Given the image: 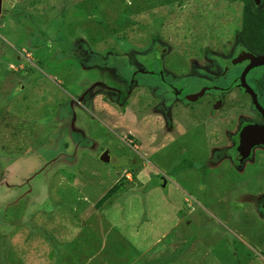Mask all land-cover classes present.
<instances>
[{"label":"rangeland","instance_id":"374dc122","mask_svg":"<svg viewBox=\"0 0 264 264\" xmlns=\"http://www.w3.org/2000/svg\"><path fill=\"white\" fill-rule=\"evenodd\" d=\"M102 1L3 0L0 264H264V194L214 165L235 128L178 103L264 65L242 38L245 1Z\"/></svg>","mask_w":264,"mask_h":264},{"label":"flooded vegetation","instance_id":"af4514ba","mask_svg":"<svg viewBox=\"0 0 264 264\" xmlns=\"http://www.w3.org/2000/svg\"><path fill=\"white\" fill-rule=\"evenodd\" d=\"M244 1L245 4L251 5L249 0ZM250 51L251 53L261 55V52L249 49V52ZM234 71L241 72L236 75L234 74L233 85L231 84L228 87L222 88L216 84H210L207 86L203 83L199 86L198 90L193 91L192 93H185L184 95H189L184 96L187 97L184 98V100L178 98V103H181L185 109L191 107L190 115H188L187 119H196L195 114H200L199 112H202L205 109L207 110L208 108V111L211 113L210 116L212 117V122L213 124H216L218 123V120L222 121L223 115L227 114L231 121L229 131H231L232 128H235V132L232 131L233 133L231 134V137L234 138L235 146L230 158L225 161H215L216 163L214 165L219 169L223 167L224 171H226L230 177L237 182H241L240 184L243 185L242 194L245 195V198L250 199L249 195L258 197L262 196L261 194H264V189L251 191L247 188L252 180L259 178L261 174H264V169L258 172V167L264 168V65H255L249 60H245L241 62V65L234 66V68L230 70L231 73ZM233 87H235L236 90L239 88V91H236L233 96L231 95L232 100L235 99V101L229 103L226 97L228 98L229 91ZM182 90V87L176 89L177 96ZM158 104L159 106L161 105L164 107V110L167 109V114L164 113L162 115H164L167 121H169V117H171L170 110L172 108L168 107L165 101L164 103L158 102L156 105ZM192 104H194V106ZM234 107L236 112L232 115L230 109ZM195 110H197L196 112H199L196 113L194 112ZM257 120H262V122H257ZM247 127L261 128V132L249 135L252 141H257L260 144L254 145L249 156L242 159L244 155L243 137L246 136L244 135V131ZM227 135L229 136V132L226 133L225 136L222 135V137H227ZM218 137L221 136L218 135ZM217 150L219 151L218 155L220 156L221 150H219V148ZM222 156H224V154H222ZM236 167H240L242 173H238L235 169ZM244 179L246 180L242 182ZM255 202L259 204V210L264 213V198L259 197V200L256 199Z\"/></svg>","mask_w":264,"mask_h":264},{"label":"trees","instance_id":"16d2710c","mask_svg":"<svg viewBox=\"0 0 264 264\" xmlns=\"http://www.w3.org/2000/svg\"><path fill=\"white\" fill-rule=\"evenodd\" d=\"M112 1V0H111ZM115 1V0H114ZM111 3V5H115V3ZM118 1V0H116ZM126 4V8L123 11H120L124 14L130 12L131 7L127 4L128 1L124 0ZM135 2L139 0H134ZM171 2V0H169ZM104 2V0L102 1ZM141 3V1H140ZM247 10L244 16V19L242 21L243 27H242V38L245 41V43L254 51L261 52L264 54V10L254 12L251 11V5L246 4ZM150 26V25H149ZM151 29V26H150ZM158 40V38H162L160 34L156 33L153 34ZM120 188V184L116 185L114 188H112L109 193L105 195V197L97 204L99 208H102L107 200H109Z\"/></svg>","mask_w":264,"mask_h":264},{"label":"water","instance_id":"95a60500","mask_svg":"<svg viewBox=\"0 0 264 264\" xmlns=\"http://www.w3.org/2000/svg\"><path fill=\"white\" fill-rule=\"evenodd\" d=\"M2 10H3V0H0V15L2 14ZM258 132H261V128H259V127H247L245 129L244 135H246V136L243 137V139H244V141H243L244 155H243L242 159L247 158L249 156V153H250V151L254 145L260 144L257 141H252L251 137H249V135L254 134V133H258ZM101 161L106 162V163L109 162V152H105L101 156Z\"/></svg>","mask_w":264,"mask_h":264},{"label":"crops","instance_id":"0c3cea01","mask_svg":"<svg viewBox=\"0 0 264 264\" xmlns=\"http://www.w3.org/2000/svg\"><path fill=\"white\" fill-rule=\"evenodd\" d=\"M191 203L189 202L188 205H190ZM139 251L138 252H141V249H144L141 245H139L138 241L136 242V244H133ZM145 250V249H144ZM147 251V249H146ZM263 257L262 259L264 260V255L261 254Z\"/></svg>","mask_w":264,"mask_h":264}]
</instances>
